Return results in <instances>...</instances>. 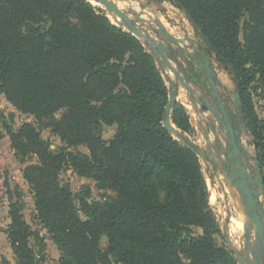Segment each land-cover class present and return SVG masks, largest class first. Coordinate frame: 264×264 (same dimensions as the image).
<instances>
[{
  "label": "trees",
  "instance_id": "1",
  "mask_svg": "<svg viewBox=\"0 0 264 264\" xmlns=\"http://www.w3.org/2000/svg\"><path fill=\"white\" fill-rule=\"evenodd\" d=\"M176 2L230 69L264 166V120L246 91L251 81L264 84V0ZM0 92L34 117L17 131L6 129L19 159L39 158L24 175L37 218L62 252L60 264H238L218 242L220 223L197 151L163 124L169 88L157 60L101 7L85 0H0ZM171 118L192 130L183 103L174 104ZM105 125L117 126L109 141ZM43 128L61 138L58 151ZM79 145L89 153L72 150ZM66 166L113 194L90 200L92 190L83 186L78 206L60 181ZM17 196L7 228L16 264H41L24 197Z\"/></svg>",
  "mask_w": 264,
  "mask_h": 264
},
{
  "label": "rangeland",
  "instance_id": "2",
  "mask_svg": "<svg viewBox=\"0 0 264 264\" xmlns=\"http://www.w3.org/2000/svg\"><path fill=\"white\" fill-rule=\"evenodd\" d=\"M112 1L116 5L121 4L123 8L122 10L127 12L132 19L136 18V12H142V18L145 19L146 23L151 27V30L145 29V31L148 30L152 35L156 37H159V34L155 30L157 28V25L153 20L154 17L163 18V22L166 21L164 23L170 24V29L168 30L170 32L173 31L171 33L174 36L182 38L188 35L196 40L199 37L198 31L194 28L192 22L187 18L184 11L181 8L177 7L176 4L171 0ZM91 3H93L97 7H101L111 18L112 22L118 26V24L115 22L113 13L109 12L102 4L94 1H91ZM143 11H146V13H143ZM124 29L126 30V28ZM214 57V69H212L213 71L215 70V78L220 80L218 89L222 94L223 100L230 102L228 107L234 114H236L237 110L234 104V92L237 90V87L233 75L226 65L217 60L218 58L216 59V56ZM190 60L191 57H182L180 61L187 65L189 64L188 62ZM159 67L161 71L162 68L163 70H166L168 72V76L177 82L178 91L176 102L184 103L187 111H189L191 116L192 130L190 132H185L180 128L179 129L184 132L190 140L194 141L198 145L207 147L210 153L214 155V157H217V152L214 147L218 143V137H214L211 131V126L209 125L211 120H216L215 115H213L208 109L204 108L205 115L198 117V115L194 113L192 107L190 106V103L186 101V88L184 87L183 82L178 80L175 74L165 67L163 62L159 63ZM197 72L201 75L195 76L198 78L197 83L194 82L193 77H191L188 73L192 87L200 93V83H204V85L206 86V91L209 93L208 81L207 79H202L203 76L205 78L204 71L198 69ZM165 78L167 86L169 88V80L166 76ZM246 91L251 96L254 111L258 115L259 119L264 120V84L257 80L251 81L246 85ZM64 112L65 109L60 110L55 114V117L57 119L61 118ZM220 118H222L221 114ZM26 122H34L33 115L17 110L5 97V95L0 92V264L4 259L10 261L11 264H16V256L7 235V228L11 223V218L9 215V205L12 200L17 199L18 192L21 193V195H23L24 197L25 207L23 209V215L26 221L31 225L34 234L31 239V244L35 249L37 255L40 257L41 264H60L62 252L53 240L52 235L49 233L48 229L45 228L37 218V210L33 192L31 191V188L24 175L25 168L29 164L39 163V158L35 154H30L23 161L19 159L16 156V151L12 146L10 135L8 134V131L6 129V127H10L13 131H17ZM200 123L206 128L202 129V127H200ZM116 129V125H105L102 130L104 139H106L107 141L111 140L116 133ZM245 129L247 130V133H242L240 136L241 146L245 152L250 154V159L247 160H251V165L254 166V159L259 157L260 152L258 151V146H256L255 144L254 136L248 130L247 125L245 126ZM216 130L219 131V141L223 145L222 149L226 151L228 147V142L226 139L228 131L225 126L221 125L220 121H217ZM207 131L209 132L212 139L210 143L206 142L205 140L204 134ZM41 133L42 137L49 142L50 148L53 151H58L60 147L63 146L61 138L57 134H55L51 128H43L41 130ZM72 150L89 153V149L86 145H79ZM224 151L221 156L224 161H227L226 153ZM199 157L209 191L211 207L214 215L220 223L221 233L218 235V242L221 245L229 248L235 256V252L231 249L225 238V236L229 235L225 231V225L226 223H229V236L232 239L236 249L242 250V233L244 221L246 220V218L242 214V207L240 201L237 199V197H239V194H235V198L234 194L228 189V187L223 188L218 177H216L215 175L216 166L208 159H205L200 155ZM217 159L220 161L219 158ZM248 168L249 171L252 170L250 167ZM261 168L264 175V166L261 165ZM60 181L62 184L69 186L76 198V203L78 206L80 205L79 195L82 191L83 186H88L92 190L90 200L94 199L104 201L107 199V197H109V195L111 196L113 194L111 191L97 189L95 182L91 178L80 176L69 166H66L62 170L60 174ZM224 191L227 192L226 195ZM261 200L264 204L263 195L261 197ZM79 214L82 218H86L85 214L82 211H80ZM234 221L242 223V227L238 230L237 233L232 232ZM254 241L255 239H253V242ZM107 245V238H103L102 248L106 249Z\"/></svg>",
  "mask_w": 264,
  "mask_h": 264
},
{
  "label": "water",
  "instance_id": "3",
  "mask_svg": "<svg viewBox=\"0 0 264 264\" xmlns=\"http://www.w3.org/2000/svg\"><path fill=\"white\" fill-rule=\"evenodd\" d=\"M85 1H94L102 4L109 12L118 16L119 19H114L120 28H126V31L132 33L141 41L144 40L142 41L143 44L155 57L158 64L163 62L165 67L173 72L178 80L183 82L184 87L188 91L189 100L194 106V111L199 117L205 115L204 108L208 109L213 115H215L216 120H211L209 125L211 126V131L214 137H218V143L214 147L217 152V157H214L207 147L198 145L194 141L190 140L184 132L174 125L171 113L174 104L177 101L178 85L176 81L167 75V71L162 68L164 78L166 76L170 83L169 101L165 109V118L163 121L165 128L175 138L180 140L184 139L182 140L183 142H185L186 139L201 157L208 159L216 166L215 175L218 177L223 188L228 187V189L234 194V197L235 194H239L237 199L240 201L242 214L246 218L242 233L243 249L237 250L230 236H225L231 249L235 252L238 264H264V256H262L264 251V204L261 200L262 195L264 196V178L262 175L261 164L258 158L254 159V163L256 164V174L259 175V186L251 187L250 183H254L255 180L252 179V175H249L250 171L248 167L253 170L254 166L251 165V160H247L250 159V154L242 149L241 141L238 140L240 131H238L234 126L232 110L228 107L230 102L223 100L222 94L218 89L220 81L214 76L210 59V55L214 53V50L208 42H206L203 34L200 32V29L193 22L190 13L186 8L180 7L186 14L187 18L192 22L194 28L198 31L199 37L197 40L188 35L182 38L172 35L168 31L163 20L159 17L153 18L157 25L155 30L159 34V37H156L148 31L151 30V27L146 23L145 19L142 18V12H136V18L132 19L127 12L122 11L112 0ZM171 1L175 4L177 3L176 0ZM143 13H145V11H143ZM145 29L148 30L145 31ZM200 40L207 43L208 47L206 49L199 46ZM187 44H190V47ZM189 49L194 50L195 53L199 54V56L196 57L189 51ZM200 56L203 58L201 59ZM182 57L194 58L201 65V67H204L205 78L203 76L202 79H207L209 84V93L206 91L204 83H200V93L192 87L190 77L187 72L188 64L185 65L180 61ZM193 80L196 83L198 82V78L195 76L193 77ZM234 104L236 110L241 113L240 106L242 105V100L239 90L234 92ZM220 114L222 115V118H220ZM217 121H220L221 125L225 126L228 131V138L226 137L228 147L226 151L222 149L223 145L219 141V131L216 130ZM200 125L202 129L206 128L201 123ZM243 126L242 133H247V130L245 129L246 122H244ZM204 136L206 142L210 143L212 139L208 131L205 132ZM255 144L258 146L256 141ZM223 151L226 153L228 160L231 161L232 159H236L234 161L236 166L232 167L230 166V162L222 159L221 154ZM217 158H219L220 161ZM224 192L226 195L227 192ZM228 227L229 223H226L225 231L227 234H229ZM253 239H255L254 242Z\"/></svg>",
  "mask_w": 264,
  "mask_h": 264
},
{
  "label": "crops",
  "instance_id": "4",
  "mask_svg": "<svg viewBox=\"0 0 264 264\" xmlns=\"http://www.w3.org/2000/svg\"><path fill=\"white\" fill-rule=\"evenodd\" d=\"M200 45V47H202L203 49H206L207 47H208V45H207V43L206 42H204V41H200V43H199ZM189 47H190V44H187ZM189 51L191 52V53H193L196 57H198L199 56V54L198 53H195V51L194 50H192V49H189ZM207 53V52H206ZM214 56H216L215 55V53H213V54H211L210 55V59H211V66H212V68L214 69V67H213V65H214V62H215V57ZM200 58L202 59L203 57H201L200 56ZM189 59V58H188ZM216 59H217V57H216ZM218 60V59H217ZM203 68V69H202ZM201 70V71H204V67H201V65L194 59V58H191V60L189 61V64H188V73H189V75L191 76V77H194V76H198V75H200V74H198V72H197V70ZM214 75H215V70H214ZM201 76V75H200ZM220 81V80H219ZM186 92V101H188L189 103H190V106L192 107V109H193V111H194V106L192 105V103L190 102V100H189V95H188V91L186 90L185 91ZM184 104V103H183ZM188 113H189V111H188ZM194 113H195V111H194ZM190 114V113H189ZM196 114V113H195ZM197 115V114H196ZM199 117V116H198ZM204 133V132H203Z\"/></svg>",
  "mask_w": 264,
  "mask_h": 264
},
{
  "label": "flooded vegetation",
  "instance_id": "5",
  "mask_svg": "<svg viewBox=\"0 0 264 264\" xmlns=\"http://www.w3.org/2000/svg\"><path fill=\"white\" fill-rule=\"evenodd\" d=\"M232 115H233V123H234V126H235V128H236L238 131H240V135H239V138H238V140L240 141V136H241V134H242V128L244 127L243 124H244L245 120H244V118H243L242 113H240V112H238V111H237L236 114H234V113L232 112ZM235 160H236V159H232V160L230 161V160H228V157H227V162H230V166H232V167L236 166V165L234 164V161H235ZM247 175H248V174H247ZM249 175H252V179L255 180L254 183H252V182L250 183V186H251V187L259 186V175L256 174V164H254V168H253V170H251V171L249 172ZM262 175H263V172H262ZM263 178H264V175H263ZM234 182H236V181H234ZM262 256H264V251H263V253H262Z\"/></svg>",
  "mask_w": 264,
  "mask_h": 264
},
{
  "label": "bare ground",
  "instance_id": "6",
  "mask_svg": "<svg viewBox=\"0 0 264 264\" xmlns=\"http://www.w3.org/2000/svg\"><path fill=\"white\" fill-rule=\"evenodd\" d=\"M117 6L122 10L123 8H122V6H121V4H117ZM123 11V10H122ZM145 13H146V11H145ZM114 15V18H116V19H119L118 18V16H116L115 14H113ZM162 20H163V18H161ZM164 22H166V21H164ZM165 25H166V27H168L167 29H170L169 27V25L170 24H168V23H165ZM169 31V30H168ZM170 32V31H169ZM171 32H173V31H171ZM170 32V33H171ZM172 34V33H171ZM176 37H178V36H176ZM178 38H181V37H178ZM168 73V72H167ZM169 73H171V72H169ZM168 75V74H167ZM242 227V223H240V222H237V221H234L233 222V230H232V232L233 233H237L238 232V230L240 229ZM228 229H229V227H228ZM229 235H230V229H229Z\"/></svg>",
  "mask_w": 264,
  "mask_h": 264
}]
</instances>
